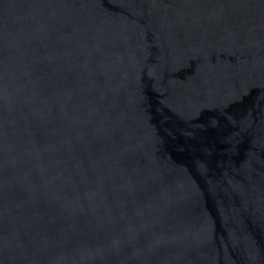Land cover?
Returning <instances> with one entry per match:
<instances>
[{
    "label": "water",
    "instance_id": "95a60500",
    "mask_svg": "<svg viewBox=\"0 0 264 264\" xmlns=\"http://www.w3.org/2000/svg\"><path fill=\"white\" fill-rule=\"evenodd\" d=\"M0 264H264V0H0Z\"/></svg>",
    "mask_w": 264,
    "mask_h": 264
}]
</instances>
